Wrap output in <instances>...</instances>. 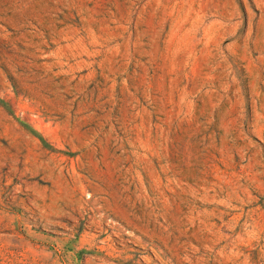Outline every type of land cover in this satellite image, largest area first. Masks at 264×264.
I'll return each mask as SVG.
<instances>
[{"label": "rangeland", "instance_id": "1", "mask_svg": "<svg viewBox=\"0 0 264 264\" xmlns=\"http://www.w3.org/2000/svg\"><path fill=\"white\" fill-rule=\"evenodd\" d=\"M0 264H264V0H0Z\"/></svg>", "mask_w": 264, "mask_h": 264}]
</instances>
